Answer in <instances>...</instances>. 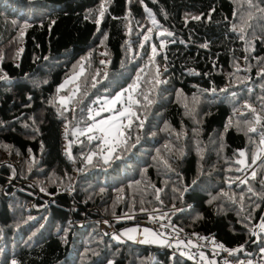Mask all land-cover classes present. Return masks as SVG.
<instances>
[{
  "label": "trees",
  "instance_id": "1",
  "mask_svg": "<svg viewBox=\"0 0 264 264\" xmlns=\"http://www.w3.org/2000/svg\"><path fill=\"white\" fill-rule=\"evenodd\" d=\"M252 4L0 0V264H193L117 238L137 223L116 218L141 213L263 255L264 0ZM138 75L126 143L75 135Z\"/></svg>",
  "mask_w": 264,
  "mask_h": 264
},
{
  "label": "snow or ice",
  "instance_id": "2",
  "mask_svg": "<svg viewBox=\"0 0 264 264\" xmlns=\"http://www.w3.org/2000/svg\"><path fill=\"white\" fill-rule=\"evenodd\" d=\"M247 3L249 5V7H253L254 6L252 4V0H247ZM261 11L264 12V9H261ZM149 15L151 16L150 12H149ZM99 16H100L101 19L104 16V8H103V6L101 7V10L99 11ZM193 19H200V17H193ZM99 22L100 21L97 20V23H99ZM152 23L155 24L156 21L153 19ZM25 27H27V25H25ZM233 30L235 31L236 29L234 28ZM240 32L242 34L244 33L243 27L240 28ZM163 34L164 33H161V35H163ZM167 35L171 36L172 33L169 32V33H167ZM149 38L150 37L146 35V36H144L143 39L145 41H147ZM161 47H163V44L161 45ZM156 52H157L156 47L152 46V55L155 56ZM102 63H103V61H102ZM153 63H154V61H153ZM140 71L143 72L144 70L141 69ZM156 71H157V75H158L159 74V68L158 67H157ZM82 73H83V69H81V74ZM97 75H99V73H97ZM4 78L7 79L6 76ZM105 78H107L106 74H105ZM140 79H141V77L138 75L137 76V82L133 83V85L131 86L130 89H125L124 91L116 94L112 99L106 100V101H102V102L98 101V103H102L103 104V107H101L99 110H95V111L92 110V109H89V112L92 113V115H90L88 118L93 120V121H96V118L98 116H100L103 112H105V111H107V112L116 111L115 106L118 103H121L122 102V98H124L125 94L128 93L127 101H124V103H126L127 106L124 107L123 110L119 111L118 115L111 116L109 118H105V119H101L99 121H96L95 123H93L90 126H88L86 131L85 130H81V131H79L76 134L77 135H87L88 133L99 131V132L102 133L101 137L89 136L88 138L90 140H95V139H101L102 138V139H104V142L106 144L108 143L107 137H112L113 139H118L119 137L124 136V132H123L124 125L122 124V122L120 121L119 118L123 117V116H125L126 114H129V113H131V116H135L136 115V113L131 112V105L134 104V103H139V102L133 99L131 93L133 91H135L139 87V83L138 82L140 81ZM75 80H76V77H72V78H70L69 81H66V83L74 82ZM157 83H159V81H157ZM92 87L93 88L96 87L95 78H93ZM63 88H64V85H61V89L60 90H63ZM79 92H80V88H79V86H77L75 89L72 90L71 95L66 97V98H62L60 100V103L63 106H65V108H66L67 104L72 102V100L79 94ZM144 98L147 99V96H145ZM262 99H264V98H262ZM245 108H248L249 111H251L253 114H256V109L252 108L251 105L245 104ZM137 119H138V117H137ZM255 122L257 124H259L261 122V117L258 114L255 115ZM130 124H131V119L129 118V125ZM140 126L142 127L143 125L141 124ZM248 131L252 132V133H255L257 131V129L255 127H251L250 126L248 128ZM120 142L121 143H126V140H121ZM260 144L264 145V135H261ZM261 150L264 151V149H261ZM92 155H95V153H93ZM239 156L242 157L243 159L237 160L236 163L242 164L245 168H250L251 165L248 164V162H247L246 153L244 151H240L239 152ZM259 158H260V156L257 153L256 156L254 157V159H259ZM87 160H88V163H91L92 162V156H88ZM104 162L105 163L108 162L107 158L104 159ZM238 170L243 171V168L242 169H238ZM251 176H252L253 179H255L256 178V172L252 171ZM242 182L243 183H247L246 180H244ZM248 191L252 192L253 190H252L251 187H249ZM262 198H264V197H262ZM260 228H261L262 231H264V223L260 224ZM132 231H135V230H132ZM144 232L146 234L150 235V236H153V237L156 236V233H151V232H149L148 229H145ZM253 234H255V233H253ZM129 238H132V237H129ZM143 242H147V240H145ZM240 251H243V249L240 248V249H236L235 250V252H240ZM262 252H264V249H262ZM230 254H234V253H230ZM201 258L203 259V256ZM241 264H242V262H241Z\"/></svg>",
  "mask_w": 264,
  "mask_h": 264
},
{
  "label": "built area",
  "instance_id": "3",
  "mask_svg": "<svg viewBox=\"0 0 264 264\" xmlns=\"http://www.w3.org/2000/svg\"><path fill=\"white\" fill-rule=\"evenodd\" d=\"M142 215H148V217L137 218L139 219L138 226L140 231L144 229L154 231L163 239L162 243L168 245L163 247L164 249L180 253L193 264H241V262L242 264H264V252L262 253L263 255L255 259L248 257L238 259L235 254H230L234 253V251L222 244L213 234L198 236L191 232L183 231L178 225L155 213H145L138 216ZM135 217L136 215L126 216V218ZM179 240L184 243L181 247L175 245L176 241ZM202 256L203 259L201 258Z\"/></svg>",
  "mask_w": 264,
  "mask_h": 264
},
{
  "label": "rangeland",
  "instance_id": "4",
  "mask_svg": "<svg viewBox=\"0 0 264 264\" xmlns=\"http://www.w3.org/2000/svg\"><path fill=\"white\" fill-rule=\"evenodd\" d=\"M122 92V91H121ZM127 95H128V93H126L125 94V97L124 98H122V102L121 103H118L116 106H115V108H116V111H114V112H107V111H105V112H103L100 116H102V115H106V113H108L109 115H107V116H105V117H103V118H99L100 116H98L96 119V121H99V120H101V119H105V118H109V117H111V116H116V115H118V112L119 111H121V110H123V108L124 107H126L127 105H126V103H124V101H127ZM112 99V98H111ZM106 100H110L109 98H102L101 100H98V101H106ZM98 101H97V103H96V105H94L93 107H92V110H99L101 107H103V104L102 103H98ZM91 115H92V113H91ZM128 115L129 114H126L125 116H123V117H120L119 119H120V121L122 122V124H124L125 123V120H126V118L128 117ZM99 118V119H98ZM95 121V122H96ZM94 122V123H95ZM79 131H75V135L77 136V137H80V136H82V135H77L76 133H78ZM87 136L89 137V136H95V137H101L102 136V133L101 132H99V131H95V132H92V133H88L87 134ZM102 139V138H101ZM107 139H108V143L106 144L105 142H104V145H105V148L107 149H110V150H115V148L118 146V144H119V142H120V137L118 138V139H113L112 137H107ZM103 141H104V139H102ZM141 214H144V213H141ZM141 214H124V215H122V216H120V217H117L116 218V221H121V222H135L136 220V222L135 223H137V225L135 224V225H133V226H129L128 228H125V229H122V230H119V232L116 234V236H117V238L119 237V238H124V239H127V240H130V241H132V242H134V243H140V244H142V245H152V246H156V247H160V248H162V247H167L168 245L167 244H163L162 243V241H163V239L162 238H160L157 234H156V236L155 237H153V236H150V235H148V234H146L145 232H144V230H142V231H140V229H139V226H138V220L139 219H137L138 217H140V216H138V215H141ZM132 215H136V217L135 218H126V216H132ZM164 218H166V217H164ZM131 219H136V220H131ZM168 219V218H167ZM104 220V223H103V229L105 230V231H107V232H111L112 230H113V225H111L110 223H109V220L108 219H103ZM108 220V221H107ZM169 220V219H168ZM170 221V220H169ZM171 222V221H170ZM172 223V222H171ZM132 230H135V231H132ZM149 230V229H148ZM149 232H151V233H155L154 231H152V230H149ZM129 237H132V238H129ZM145 240H147V242H143V241H145ZM184 243L182 242V241H176V243H175V245L176 246H179V247H181L182 245H183ZM181 251V250H180ZM182 252V251H181Z\"/></svg>",
  "mask_w": 264,
  "mask_h": 264
}]
</instances>
